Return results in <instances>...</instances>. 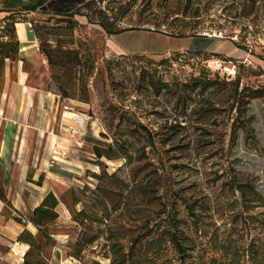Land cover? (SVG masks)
<instances>
[{"label": "rangeland", "instance_id": "rangeland-1", "mask_svg": "<svg viewBox=\"0 0 264 264\" xmlns=\"http://www.w3.org/2000/svg\"><path fill=\"white\" fill-rule=\"evenodd\" d=\"M96 1L109 16L114 15L118 29L131 31L109 37L98 28L88 26L83 18H79L83 26L72 31L56 17L37 13L17 15L43 31L62 34V45L77 50L91 69L85 74L90 95L89 102L85 103L80 101L78 93L76 99L59 98V90L43 55L41 61L26 63L30 87L44 94L48 92L61 102L55 113V135L66 132L75 142L89 136L87 127L73 129L67 125L76 123V115L83 114L86 122L89 117L93 119L90 122L97 120V125L111 137L108 123L112 116L103 111V105L111 102L123 106V110L135 114L154 134H159V153L153 152L152 156L163 161V197L173 208L174 226L179 228L187 254L181 257L167 244L158 255L148 256V264H264V101H252L243 111V122L234 124L238 113L231 109L234 96L230 92L211 91L198 99L197 109L192 106L185 111L177 108L170 97L160 99L145 91L138 94L135 75L139 69L155 72L165 83L180 87L193 84L196 79L215 80L216 71L209 63L232 61L238 66L242 89L264 90V75H257L260 68L264 69V0ZM58 38L47 37L53 46ZM137 55L140 60L135 59ZM163 59L169 62L165 66L150 64ZM117 60H123L124 69L120 73L116 71L112 78L107 64ZM11 79L15 80L14 73ZM113 79L119 80V86L112 83ZM6 89L4 75L0 81V144L5 127L1 112ZM205 110L209 111L202 117ZM64 112L71 114L63 115ZM171 125L179 128V136L160 143L161 135L172 134L173 131L167 130ZM107 139L112 142L109 138L100 142L109 144ZM54 140L57 139L54 137ZM56 142L51 158L47 157L52 166L61 170L63 177H57L59 181H52L50 186L61 202L63 218L51 227V232L56 234L55 243L45 254L53 264H92L94 261L111 264L110 231L119 237H112V241H121L127 252L129 240L145 230V222L163 212L154 190L147 189L151 192L150 199H136V195L128 194L134 177L146 181L153 174V168L150 165L142 168L140 162L126 164L124 159L99 161L93 154V145L84 143L80 147L68 140L64 147H58ZM51 143L52 140L46 146L52 147ZM47 167L43 170L48 171ZM133 168H137L135 175ZM67 171L72 172L71 176L65 174ZM232 175L251 180L261 196L260 201L242 200L240 194L233 191L236 184ZM28 180L20 183L18 189L27 188L31 206H34L39 201V191L34 182L28 185ZM50 187L43 194H47ZM83 188L90 192L86 194L90 196L93 214L90 234L96 232L100 238L78 260L70 257V253L82 228L72 222V217L87 204ZM0 189L7 193L2 187L1 173ZM73 189L78 190L82 200L77 206L71 196ZM124 198L128 203L122 201ZM187 202L196 204V217L188 214ZM119 205L123 211L116 213ZM7 212L12 215L9 208ZM96 216L102 217L104 223L97 221ZM139 250H135L137 257L141 254Z\"/></svg>", "mask_w": 264, "mask_h": 264}, {"label": "trees", "instance_id": "trees-1", "mask_svg": "<svg viewBox=\"0 0 264 264\" xmlns=\"http://www.w3.org/2000/svg\"><path fill=\"white\" fill-rule=\"evenodd\" d=\"M4 5L5 8H1ZM19 11V13H17ZM0 12L6 13V16L0 22V81L5 75L7 61L15 62L19 59L20 55V41L17 34L16 26L21 21H27L31 23L36 37L39 42L40 53L46 58L50 71L52 73V79L55 82L60 99H76L77 93L80 97V101L88 103L90 99L88 91V83L85 81V74L91 69L88 68L87 62H83V58L80 56L77 50L67 49L61 43V35L46 29L41 30L37 26H33L31 21L21 20L17 18L18 14L37 13L44 14L50 17H56L59 23H67L66 29L75 30L83 24L79 21V18H83L87 21L88 26L98 28L103 31L106 36L112 37L131 30L118 29L116 19L113 16H109L107 12L99 5L96 0H0ZM43 31V32H42ZM174 38H185L184 35H171ZM45 37V38H43ZM47 37H59L56 46H53ZM122 57V56H121ZM135 59L140 60V56H135ZM124 59V58H123ZM209 61V60H208ZM210 62V61H209ZM208 62V63H209ZM123 60L108 62V72L111 77H114L116 71L120 73L123 71ZM167 59H163L160 62H150L151 65L165 66L168 64ZM157 70V69H156ZM146 70L139 69L136 75L137 93L143 91L150 92L157 98L170 97L174 101V105L177 108H181L188 111L192 106L197 109L199 106L198 99L204 98L207 93L211 91H217L221 94L230 92L234 96V101L231 106L232 111H236L238 116L235 122H243L244 110L252 101L263 100L264 90H249L248 88H241L242 78L239 76V69L237 66V76L233 80H228L227 77L222 76L216 72L215 80L210 79H196L193 84H184L183 86L173 87L168 83H165L160 78H157L154 73L145 72ZM258 76L264 75V69L260 68ZM120 79V78H119ZM112 83L119 86V80L113 79ZM114 90V95L115 94ZM195 99V100H193ZM194 101L190 104L191 101ZM245 108V109H244ZM103 111L106 114L112 116V121L108 123L109 130L111 131V137L102 133L100 138H92L87 136L85 144L93 145L94 156L101 161L102 159L112 160H126V164L132 165L135 162H140L142 168L146 165H150L153 168V174L155 176L148 178L146 181H140L134 177V184L129 190L131 194L138 197H144L146 199L151 198V190H154L155 198L160 201V205L163 212L159 217L153 220L149 219L145 222V230L136 238L129 240L131 242L129 250L125 251V246L121 244L118 239V234L110 231V240L112 242L110 251L112 253L111 264H148L150 263L149 255H158L161 253L162 248L171 244L174 250L184 257L187 254V247L183 243V240L179 234V228L174 226L176 221L172 216V206L168 200L163 197V161L159 158L155 160L152 156L153 152L159 153L157 148V136L154 134L135 114H129L123 110V106H119L111 102L109 105H103ZM209 110H205L202 114ZM246 114V112H245ZM109 116V115H108ZM249 125V124H248ZM129 129L130 132L125 129ZM168 131H173L170 136L168 134L161 135L159 138L161 141H170L172 137L179 136V128L174 125L167 126ZM103 138H109L105 140L109 144H102L100 141ZM156 161V162H155ZM157 163V164H155ZM137 168L132 169V173L135 175ZM99 177H96L98 179ZM231 179L235 182L236 186H233V191L238 192L242 200L252 199L254 201H260L261 196L254 186L251 180L243 179L238 175H232ZM42 180L37 182L38 185L42 184ZM147 189H150L147 190ZM83 193L90 195L87 188H83ZM71 196L75 205H79L80 200L78 190H72ZM0 200L4 202L7 208L12 211L13 219L24 226L32 224L37 229V234H33L31 231L25 229V231L19 236L17 242L24 244L28 247L22 264H53L52 261L46 256L45 251L54 245L56 234L51 232V227L55 226L62 215L60 213L61 202L59 198L50 192L44 200L30 212L18 211L12 201L8 198L7 193L0 189ZM87 204L72 217V222L79 225L82 229L79 234V240L74 244L70 257L75 259H81L85 250L94 244L100 235L96 232L90 234V220L93 214L90 212V196L86 195ZM124 203H128L125 198L122 199ZM127 205V204H126ZM186 209L189 215L196 217L197 208L196 204L187 202ZM123 211L120 205L116 208L115 212ZM99 216H96V218ZM96 221V220H95ZM97 221L104 223L102 217L97 218ZM108 226H106V229ZM113 232V233H112ZM139 244L141 245L139 247ZM144 246V247H142ZM140 248L141 253L138 257L135 250ZM92 264H101L98 261L92 262Z\"/></svg>", "mask_w": 264, "mask_h": 264}, {"label": "crops", "instance_id": "crops-1", "mask_svg": "<svg viewBox=\"0 0 264 264\" xmlns=\"http://www.w3.org/2000/svg\"><path fill=\"white\" fill-rule=\"evenodd\" d=\"M5 15L6 13L0 12V22L5 18ZM16 29L20 41V55L17 61H7L6 63L5 82L7 94L5 95L4 108L1 112L5 127L3 140L0 144V173L2 187L7 190V196L14 207L18 211L28 213L40 205L50 192H54L50 187L52 181H59L57 177L63 178L60 175L61 170L50 164L55 142L57 141L58 147H64L66 145L65 141L70 140L83 147L87 137L75 142L73 140L75 138L66 132H62L61 135H55L53 131L56 120L55 113L61 102L57 101L55 96L48 92L44 94V91L30 87L29 72L25 69L26 63L33 64L43 59L38 39L31 23L27 21L18 23ZM12 73L15 74V80L11 79ZM13 89L15 93H13ZM67 114L71 113H63V115ZM81 116L84 117L86 115L81 114ZM90 119L93 120L89 117L88 122L82 124L78 122L69 123L67 125L73 129H77L78 126L81 128L87 127L90 137L99 138L104 133V129L97 125V123L99 124L97 120H95V123L90 122ZM63 120L65 121V119ZM66 130L70 131L72 129L66 128ZM52 136L57 140H54ZM67 136L73 138H67ZM51 140L52 147L48 148L46 144L50 143ZM48 155H50V158L47 157ZM68 163L71 166H79L77 163ZM46 167L49 168V173L43 170ZM71 173V171L65 172L67 176H71ZM77 176L80 177V174ZM42 178V184L38 185L37 182ZM27 180L34 182L37 185L36 190L39 191L37 195L39 196V201L34 206H31L26 191L27 188L18 189V185L27 182ZM29 182L28 185H31V182ZM49 187V192L43 194ZM7 209L4 202L0 200V264H22L28 247L17 242V240L25 229L35 235L38 231L32 224L24 226L17 223L13 219L14 214L9 215ZM60 213L63 218L61 211Z\"/></svg>", "mask_w": 264, "mask_h": 264}, {"label": "built area", "instance_id": "built-area-1", "mask_svg": "<svg viewBox=\"0 0 264 264\" xmlns=\"http://www.w3.org/2000/svg\"><path fill=\"white\" fill-rule=\"evenodd\" d=\"M216 72L220 73L222 76L228 78V80L234 79L237 76V66L234 62H225L222 60H214L209 63ZM76 122L82 124L86 122V118L82 116L76 117ZM73 133V132H72Z\"/></svg>", "mask_w": 264, "mask_h": 264}]
</instances>
